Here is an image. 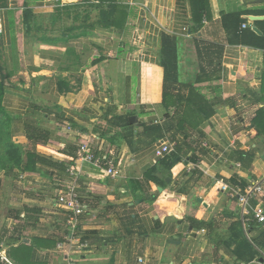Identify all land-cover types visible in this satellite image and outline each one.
<instances>
[{
  "label": "crops",
  "instance_id": "crops-1",
  "mask_svg": "<svg viewBox=\"0 0 264 264\" xmlns=\"http://www.w3.org/2000/svg\"><path fill=\"white\" fill-rule=\"evenodd\" d=\"M25 3L0 0V82L13 142L45 162L0 172V245L11 260L264 264V226L243 223L233 194L264 190V0H206L201 26L193 0ZM167 39L177 44L179 85L165 105ZM27 125L42 133L36 148ZM82 141L113 151L116 179L76 163ZM165 143L173 151L158 159ZM71 183L85 208L76 229L60 202ZM251 205L264 208V191ZM246 240L260 246L238 259Z\"/></svg>",
  "mask_w": 264,
  "mask_h": 264
},
{
  "label": "trees",
  "instance_id": "trees-1",
  "mask_svg": "<svg viewBox=\"0 0 264 264\" xmlns=\"http://www.w3.org/2000/svg\"><path fill=\"white\" fill-rule=\"evenodd\" d=\"M36 1L40 0H26L25 6H30ZM205 4L206 0H193V8H194V22L201 26L200 22L203 17V12L205 11ZM25 15V22L28 25V21L31 19L32 13L28 10L24 12ZM106 13L101 12L100 17L102 21H106L105 19L107 18ZM229 18L231 20L235 19V22L238 24H241L244 22L243 19L240 18L239 14L235 15H230ZM103 22H101L102 24ZM161 67L164 70V84H163V102L165 105L168 104L169 101L174 97V92H177L178 85H179V76H178V49H177V44L175 40L173 39H167L165 40L163 49H162V59H161ZM1 88V93H0V116H1V123L3 124V133L4 136L6 137V143L7 145L2 147L3 151V156H10L11 161H9L6 165L4 164L1 166V170H5L8 172L9 169L13 167H17L20 169L21 172H34L36 170L37 165L39 164H44V159L41 157L37 156L36 153H30L28 154L25 158L23 157L22 149L21 147L17 146L13 142L12 138V124H13V117L9 115L4 108L3 105V99H4V94H5V87L4 85L0 86ZM176 99L179 102L183 101V97L180 95H176ZM198 113L203 115V117L209 116L206 114L204 109H198ZM27 133L29 134L28 139L32 143L33 147L36 148V142L38 145V142H42L41 138L36 137V136H41L42 133L39 132L37 129L31 127V126H26ZM253 222V221H252ZM239 224L236 225V227L242 226L243 228V223L242 221L238 222ZM191 224L197 228V229H207L212 226V222H203V221H197V220H192ZM252 225V224H250ZM249 225V227H250ZM264 235V233H263ZM8 245V243H7ZM255 246H260L259 243L256 241H244L243 243H240L237 249V257L238 259H246V255H249L251 258L255 256L256 252L254 250ZM24 249H26L25 245L22 244L18 249L13 250L14 255L16 256L17 253L24 254L25 252H21Z\"/></svg>",
  "mask_w": 264,
  "mask_h": 264
},
{
  "label": "built area",
  "instance_id": "built-area-1",
  "mask_svg": "<svg viewBox=\"0 0 264 264\" xmlns=\"http://www.w3.org/2000/svg\"><path fill=\"white\" fill-rule=\"evenodd\" d=\"M172 145L170 143H165L157 148L156 156L158 159H164L167 155L172 153ZM113 151L109 149L107 152L99 154L96 149L92 147L90 141H82L76 152V163L87 164L95 169L104 171L112 179H116L119 176V169L117 164V159L114 157ZM155 163H157L155 161ZM71 183L68 184L67 189L63 192L60 197V202L66 209L68 213L67 226L71 229H76L79 217L84 213L85 208L81 203L79 195L75 191V185ZM229 187L225 184L221 186V191L226 192ZM263 188L260 186H255L249 188L247 191L240 193L233 190L234 197L237 198V203L239 206L240 217L244 221H253L257 224L264 226V208L261 206L253 207L251 205V197L254 193L263 192ZM139 263H143L140 259ZM0 264H15L11 260L7 249L0 245Z\"/></svg>",
  "mask_w": 264,
  "mask_h": 264
},
{
  "label": "rangeland",
  "instance_id": "rangeland-1",
  "mask_svg": "<svg viewBox=\"0 0 264 264\" xmlns=\"http://www.w3.org/2000/svg\"><path fill=\"white\" fill-rule=\"evenodd\" d=\"M3 85V83L0 82V86ZM0 93H1V88H0ZM3 124L1 123V116H0V172H1V166H3L4 164L6 165L9 161H11V157L10 156H3V151H2V147L5 145H7L6 140H5V136L3 133ZM6 128V127H5Z\"/></svg>",
  "mask_w": 264,
  "mask_h": 264
},
{
  "label": "water",
  "instance_id": "water-1",
  "mask_svg": "<svg viewBox=\"0 0 264 264\" xmlns=\"http://www.w3.org/2000/svg\"><path fill=\"white\" fill-rule=\"evenodd\" d=\"M250 19L253 20V21H257V20H259L258 17H250ZM254 31H255L256 33L260 34V32H259L258 29L254 28ZM131 122H134V123H135V122H136V119H132Z\"/></svg>",
  "mask_w": 264,
  "mask_h": 264
}]
</instances>
